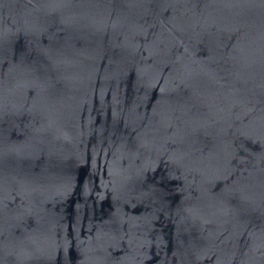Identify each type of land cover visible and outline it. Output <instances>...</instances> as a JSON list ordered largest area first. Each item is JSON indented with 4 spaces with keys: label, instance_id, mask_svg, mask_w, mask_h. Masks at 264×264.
<instances>
[{
    "label": "water",
    "instance_id": "water-1",
    "mask_svg": "<svg viewBox=\"0 0 264 264\" xmlns=\"http://www.w3.org/2000/svg\"><path fill=\"white\" fill-rule=\"evenodd\" d=\"M0 264H264V0H0Z\"/></svg>",
    "mask_w": 264,
    "mask_h": 264
}]
</instances>
